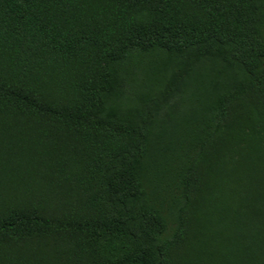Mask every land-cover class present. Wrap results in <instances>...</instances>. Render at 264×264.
I'll return each mask as SVG.
<instances>
[{
    "label": "trees",
    "instance_id": "1",
    "mask_svg": "<svg viewBox=\"0 0 264 264\" xmlns=\"http://www.w3.org/2000/svg\"><path fill=\"white\" fill-rule=\"evenodd\" d=\"M0 264H264V0H0Z\"/></svg>",
    "mask_w": 264,
    "mask_h": 264
},
{
    "label": "rangeland",
    "instance_id": "2",
    "mask_svg": "<svg viewBox=\"0 0 264 264\" xmlns=\"http://www.w3.org/2000/svg\"><path fill=\"white\" fill-rule=\"evenodd\" d=\"M170 105L171 106L173 105V109H172L171 112H175V110H177V111H179L181 113L184 112L182 104L178 103L176 100L175 101L172 100ZM162 115H163V113H162Z\"/></svg>",
    "mask_w": 264,
    "mask_h": 264
}]
</instances>
